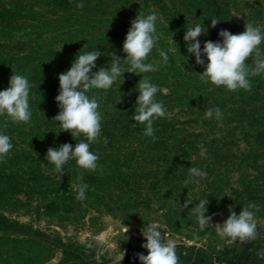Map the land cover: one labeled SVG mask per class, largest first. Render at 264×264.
I'll return each instance as SVG.
<instances>
[{
	"label": "trees",
	"instance_id": "obj_1",
	"mask_svg": "<svg viewBox=\"0 0 264 264\" xmlns=\"http://www.w3.org/2000/svg\"><path fill=\"white\" fill-rule=\"evenodd\" d=\"M83 3V8L77 5ZM220 0H0V91L14 74L27 77L28 123L0 115V133L10 137V152L0 160V240L19 236L37 239L33 227L12 221L3 209L16 194L39 198L49 216H70L94 210L123 224L138 228L150 225L153 214L172 233L184 225H196L195 208L209 200L206 216L221 221L237 206H264V73L249 75L251 90L229 91L224 86L202 83L205 68L195 63L183 40L185 31L201 24L205 41L222 42L228 10ZM157 14L159 40L145 63L156 62L157 71L124 73L108 90L91 89L98 101L101 131L90 151L96 154L95 171L81 169L75 160L64 165L63 176L46 159L47 149L64 143L75 147L85 140L62 131L52 119L59 112V74L67 71L76 55L94 50L103 53L96 61L110 68L113 52L122 50L131 21L138 15ZM220 21L214 28L211 20ZM63 47L61 48V46ZM61 48V50H60ZM264 58V42L259 46ZM60 50V51H59ZM168 55L163 62L160 51ZM59 51V52H58ZM202 59L207 63L206 57ZM255 54L247 63L254 67ZM121 66L128 65L121 60ZM142 77L158 86L154 99L166 114L154 120L153 142L145 125L135 122L136 86ZM219 107L208 118L206 109ZM197 167L204 177L189 179L188 169ZM82 176V179L78 177ZM86 184L85 199L78 200L77 186ZM32 201V199H31ZM189 202L187 208L183 207ZM66 220V219H65ZM13 234V235H12Z\"/></svg>",
	"mask_w": 264,
	"mask_h": 264
},
{
	"label": "clouds",
	"instance_id": "obj_2",
	"mask_svg": "<svg viewBox=\"0 0 264 264\" xmlns=\"http://www.w3.org/2000/svg\"><path fill=\"white\" fill-rule=\"evenodd\" d=\"M83 8V3L77 5ZM157 14L153 12L147 16L138 15L131 21L126 38L123 42L122 50L126 54L125 59H121L113 52L110 68H96L97 59L103 55L99 50H94L84 54L76 55L71 67L59 74V94L55 100L59 107V112L52 119L59 122L62 131H67L72 137L82 135L86 138L75 144L64 143L58 148L47 149L45 159L54 165V171L63 176L64 165L69 160H75L76 164L84 170L95 171L99 157L90 151V145L96 142L101 131V114L98 111L99 104L95 97L90 98L87 93L91 89L108 90L124 73L140 75L143 73L157 71L156 62L145 63L159 36L156 34ZM220 21L212 19L211 27H215ZM201 35H207V29L201 24H196L185 31L183 40L187 47V52L195 56V63L204 66L205 70L199 74L202 83H211L217 87L224 86L229 91L244 89L251 90L249 75H259L264 73V58L259 46L264 42V33L259 27L252 24L245 25L244 31L239 34H232L227 30H221L219 36L222 42L205 41L201 50V42L198 39ZM63 45L61 46V48ZM60 48V50H61ZM59 50V51H60ZM58 51V52H59ZM255 54L254 67H249L247 61ZM163 62L167 63L168 55L165 51H160ZM206 57L207 63L202 59ZM121 60L128 65L121 66ZM30 84L26 76L12 74L9 78L7 89L0 91V115H7L14 122L28 123L31 119L29 106ZM136 91L139 95L135 101V114L133 120L145 125L144 135L151 137L153 142L157 139L154 135V120L165 116L166 109L162 102H157L154 97L159 91L158 86L152 84L147 77H142ZM213 111L217 119L222 117V113L217 107L215 110L206 109L205 115L208 118L213 116ZM10 137L0 133V160H2L12 149ZM189 179L185 180V185L192 182L194 177H204L206 172L197 167L188 169ZM82 179V176L78 177ZM86 184L77 186V199H85ZM209 200H200L195 208L198 224L204 229L210 224L212 216H206ZM189 202L185 201L184 208ZM259 209L255 204L243 207L237 214L231 208L229 216L222 224H216L217 234L222 238H230L231 241L239 240L247 242L257 238V220L255 211ZM160 226L156 223L150 224L141 229L142 236L146 243L141 245L147 250V255L137 253L140 264H179V257L176 253L178 242L175 239L162 235ZM128 228L126 229V232ZM264 257V250L258 252Z\"/></svg>",
	"mask_w": 264,
	"mask_h": 264
},
{
	"label": "rangeland",
	"instance_id": "obj_3",
	"mask_svg": "<svg viewBox=\"0 0 264 264\" xmlns=\"http://www.w3.org/2000/svg\"><path fill=\"white\" fill-rule=\"evenodd\" d=\"M228 10L227 31L239 34L245 25L252 24L264 33V0H220ZM16 200L3 209L6 215L26 227H33L37 239H22L19 236L5 237L0 240V264H122L124 248L128 239L135 234L140 235L141 229L131 224H123L106 213L94 210L75 212L70 216H49L39 211V198H27L25 191L14 195ZM32 199V201H31ZM254 204V203H251ZM256 204V203H255ZM248 206V205H247ZM237 206L236 213L243 207ZM256 220H264V206H257ZM227 218L210 222L204 229L196 225H184L176 234L188 241L206 242L210 245L219 242L216 224H222ZM161 227L159 214H153L150 220ZM128 231L126 232V229ZM159 228V229H160ZM175 234V233H174ZM0 236L3 233L0 232Z\"/></svg>",
	"mask_w": 264,
	"mask_h": 264
},
{
	"label": "crops",
	"instance_id": "obj_4",
	"mask_svg": "<svg viewBox=\"0 0 264 264\" xmlns=\"http://www.w3.org/2000/svg\"><path fill=\"white\" fill-rule=\"evenodd\" d=\"M159 230L162 235L166 234L168 238L178 242L176 253L179 264H264V257L258 255V252L264 250V220H257V238L247 242L231 241L230 238L220 236L219 242L210 245L206 242L188 241L165 227ZM128 240L122 264H140L136 254L147 255V250L141 247L146 241L142 233H134Z\"/></svg>",
	"mask_w": 264,
	"mask_h": 264
}]
</instances>
